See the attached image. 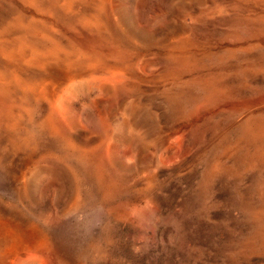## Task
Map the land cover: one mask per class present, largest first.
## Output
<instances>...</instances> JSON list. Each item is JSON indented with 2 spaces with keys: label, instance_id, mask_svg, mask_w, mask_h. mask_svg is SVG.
Masks as SVG:
<instances>
[{
  "label": "rangeland",
  "instance_id": "1",
  "mask_svg": "<svg viewBox=\"0 0 264 264\" xmlns=\"http://www.w3.org/2000/svg\"><path fill=\"white\" fill-rule=\"evenodd\" d=\"M0 264H264V0H0Z\"/></svg>",
  "mask_w": 264,
  "mask_h": 264
}]
</instances>
